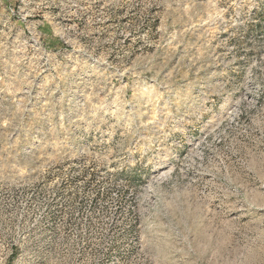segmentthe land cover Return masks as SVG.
Segmentation results:
<instances>
[{
    "label": "rangeland",
    "instance_id": "374dc122",
    "mask_svg": "<svg viewBox=\"0 0 264 264\" xmlns=\"http://www.w3.org/2000/svg\"><path fill=\"white\" fill-rule=\"evenodd\" d=\"M0 264H264V0H0Z\"/></svg>",
    "mask_w": 264,
    "mask_h": 264
}]
</instances>
